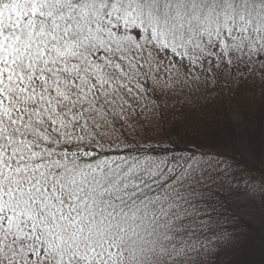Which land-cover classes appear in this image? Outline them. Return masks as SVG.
Segmentation results:
<instances>
[{
    "label": "snow or ice",
    "instance_id": "obj_1",
    "mask_svg": "<svg viewBox=\"0 0 264 264\" xmlns=\"http://www.w3.org/2000/svg\"><path fill=\"white\" fill-rule=\"evenodd\" d=\"M229 82L264 98V0H0V264H249L264 172L177 144Z\"/></svg>",
    "mask_w": 264,
    "mask_h": 264
},
{
    "label": "trees",
    "instance_id": "obj_2",
    "mask_svg": "<svg viewBox=\"0 0 264 264\" xmlns=\"http://www.w3.org/2000/svg\"><path fill=\"white\" fill-rule=\"evenodd\" d=\"M253 96L256 97L254 106ZM195 102L202 107L195 112L184 109L188 115L187 124L178 114V148H191L193 144L200 143L207 150L210 144L213 150H219L230 160L239 162L244 171L254 172L257 175L264 172V98L260 95L259 86L252 89L248 85L234 87L232 84L227 86L226 94H222L206 106H203L202 99ZM237 113L240 114L239 119L234 118V114ZM202 114L203 120H201ZM197 122L200 128L209 132V140L192 139L191 130L197 127ZM240 187L243 188L244 185L241 184ZM239 200V196L229 199L228 211L224 214L227 217L236 216L239 219L235 222L229 219L227 223L223 221L221 223L229 231L234 226L243 230L244 238L238 246L237 255L249 264H262L264 262V214L259 212L249 214V209H246L244 204H239ZM233 258L221 256L220 259L226 261Z\"/></svg>",
    "mask_w": 264,
    "mask_h": 264
},
{
    "label": "rangeland",
    "instance_id": "obj_3",
    "mask_svg": "<svg viewBox=\"0 0 264 264\" xmlns=\"http://www.w3.org/2000/svg\"><path fill=\"white\" fill-rule=\"evenodd\" d=\"M232 84H233V82H229V83H228L229 86L232 85ZM238 199H239V198H238ZM238 199H236V201H237ZM239 204H244L242 198H240V200H239ZM243 206H244V205H243ZM243 206H242V207H243ZM244 207H245V206H244ZM245 208H246V209H249V210H248V211H249V214H256V213H257V212H256V213H253V212L251 211V209L248 208V207H245Z\"/></svg>",
    "mask_w": 264,
    "mask_h": 264
}]
</instances>
